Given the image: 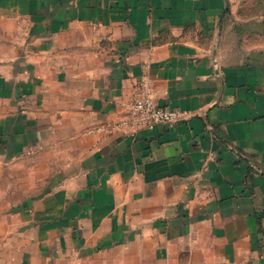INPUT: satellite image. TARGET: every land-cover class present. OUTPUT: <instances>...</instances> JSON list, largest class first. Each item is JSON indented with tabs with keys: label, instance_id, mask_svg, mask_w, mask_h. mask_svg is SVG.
<instances>
[{
	"label": "crops",
	"instance_id": "1",
	"mask_svg": "<svg viewBox=\"0 0 264 264\" xmlns=\"http://www.w3.org/2000/svg\"><path fill=\"white\" fill-rule=\"evenodd\" d=\"M227 6L0 0V264H264V53Z\"/></svg>",
	"mask_w": 264,
	"mask_h": 264
},
{
	"label": "rangeland",
	"instance_id": "2",
	"mask_svg": "<svg viewBox=\"0 0 264 264\" xmlns=\"http://www.w3.org/2000/svg\"><path fill=\"white\" fill-rule=\"evenodd\" d=\"M227 5L225 21L241 46L264 53V0H227Z\"/></svg>",
	"mask_w": 264,
	"mask_h": 264
},
{
	"label": "built area",
	"instance_id": "3",
	"mask_svg": "<svg viewBox=\"0 0 264 264\" xmlns=\"http://www.w3.org/2000/svg\"><path fill=\"white\" fill-rule=\"evenodd\" d=\"M131 122L141 128L158 125H174L181 118V112L171 108L156 106L149 98L137 95L130 106Z\"/></svg>",
	"mask_w": 264,
	"mask_h": 264
},
{
	"label": "water",
	"instance_id": "4",
	"mask_svg": "<svg viewBox=\"0 0 264 264\" xmlns=\"http://www.w3.org/2000/svg\"><path fill=\"white\" fill-rule=\"evenodd\" d=\"M228 7V6H227Z\"/></svg>",
	"mask_w": 264,
	"mask_h": 264
}]
</instances>
